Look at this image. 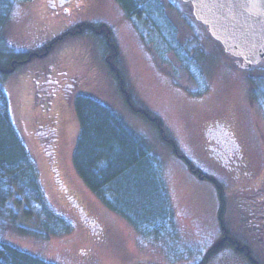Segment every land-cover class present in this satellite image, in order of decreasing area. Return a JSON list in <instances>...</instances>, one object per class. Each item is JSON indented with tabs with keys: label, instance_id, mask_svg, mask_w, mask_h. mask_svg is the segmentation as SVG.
Instances as JSON below:
<instances>
[{
	"label": "rangeland",
	"instance_id": "obj_1",
	"mask_svg": "<svg viewBox=\"0 0 264 264\" xmlns=\"http://www.w3.org/2000/svg\"><path fill=\"white\" fill-rule=\"evenodd\" d=\"M78 2L85 4L83 14L88 18L78 21L81 26L75 23L71 27H43L40 35H37L40 40H36V43L37 46L48 47L41 55L44 61H50L54 66L56 63L51 59L56 57L57 47L70 41L67 50L71 51L72 44L80 40L81 48L89 50L92 55L88 56L89 69L97 71L95 76L99 74L98 77H102V80L96 77L97 89L92 90L93 93L86 91L85 84L89 82L82 81L70 89L67 97L59 86L53 90L45 85L38 91L37 104H34V98L30 97L35 89L32 74H35V70L37 74L42 66L33 61L37 57L33 54L32 59L23 63L24 65L20 64L22 66H16L8 75L7 79L22 78V82L15 85L5 81L14 121L22 135L24 134L26 145L38 160L41 171L43 166L42 181L47 198L54 209L68 219L72 231L47 240L8 231L4 239L56 264H198L211 251L213 255L206 264H239L242 259L223 246L219 217L220 197L215 181L223 183L225 190L230 188V194H238L228 200V208L234 201L244 199V192L260 187L263 183L264 108L250 95L249 72L240 69L235 60L227 57L216 42L206 39L201 49L214 60L213 66L220 68V71L214 75L213 84L206 94H192L191 81L185 71L180 69L174 58L172 66H164L156 60L152 50L135 33L134 24L125 18L116 0ZM45 7L46 0H32L16 5L12 20L18 36L31 35L36 25L43 24L49 18ZM75 14L77 13L64 16L62 21H68ZM185 14L189 16L188 11ZM92 20L104 21L113 28L127 65L129 80L126 76V88L130 86L129 90L127 88L129 92L122 89L115 72L103 60L102 47L97 46L99 40L88 30H84L85 22L90 23ZM50 24L57 26V23L43 25L49 27ZM195 24L197 29L205 33L202 24L197 21ZM71 54L66 53L63 56L65 59L59 57L60 62H66L69 70L74 68L71 66L74 59L69 57L66 60L67 55ZM61 66L64 67V64ZM26 67L31 69V74L25 72ZM172 67L178 71L179 82L168 71ZM57 71H61V68L58 67ZM26 74L27 78H24ZM53 77L58 78V74H53ZM90 93L117 112L124 113L139 130V134L149 141L153 152L160 157L174 205L177 238L156 241L143 236L126 219L104 205L75 170L72 155L79 124L74 113V102L79 97H85L81 95H91ZM47 100L51 101L52 109L44 107ZM132 105L148 109L159 116L172 133L166 127L167 130L176 138L185 156L205 175L192 170L185 157L173 153L152 119ZM51 115L59 119L56 122V166L60 177L78 198L87 216L94 218L97 225L92 223L91 226L64 198L63 192L53 182L49 167L46 169L37 138L34 136L33 139L34 128L46 116ZM220 123L232 130L240 141L244 162L239 172H235L230 166H224L208 150L209 142L205 131ZM143 128L150 131L142 130ZM241 173L247 178L242 177Z\"/></svg>",
	"mask_w": 264,
	"mask_h": 264
},
{
	"label": "trees",
	"instance_id": "obj_2",
	"mask_svg": "<svg viewBox=\"0 0 264 264\" xmlns=\"http://www.w3.org/2000/svg\"><path fill=\"white\" fill-rule=\"evenodd\" d=\"M30 1L32 0H0V264H56L5 240L4 236L8 231L36 236L43 240L72 231L68 219L56 211L49 202L42 181L43 166L41 171L38 160L32 156L26 145L24 134L22 135V131L14 121L5 81L7 80V84L17 85L22 82V78L7 79L8 75L16 66L24 65L29 61L32 54L34 57L37 56L33 61L42 68L37 74V70L32 74L35 89L30 97L34 98V104H37L36 98L39 96L40 87L37 86L36 80L40 78V72L56 73L58 67L63 68L62 64L64 67L67 66L66 62L62 63L59 60V57L66 56V53H72L67 55V61L69 57L74 59V64L71 63V66L73 65L75 69L70 68L71 74H87L88 77L84 76L82 80L89 82L85 84L86 91L93 93L92 90L97 89L96 77L102 80V77H98L99 74L95 76L97 71L93 72L89 69L88 56L92 57V55L89 50L81 48L80 40L72 44L71 51L67 50L70 41L59 45L56 57L51 59L54 64L56 63L54 66L50 61H44L41 55L48 47L37 46L36 43V40H40L37 35H40L43 27L51 29L71 27L75 23L78 24L80 19H88L83 14L85 4L79 3L83 5L80 10L73 9L63 16L52 17L48 14L49 18L43 24L57 23V26L50 24L46 27L38 24L31 35H20L23 36L20 37L12 20L13 10L16 5ZM116 1L123 10L125 18L134 24L136 29L134 31L142 43L152 50L156 60L164 66H172V58H174L191 81L190 92L195 95L206 94L213 84L214 75L219 73L220 68L213 66L214 60L202 51L201 45L208 39L216 42L222 51L224 49L211 37L207 26L199 22L204 26L205 33L196 28L197 20L191 4L183 0ZM185 11H188L189 16H186ZM70 13L77 14L68 21H62V18ZM94 20L90 23L85 22L84 30H88L99 40L97 46L102 47L103 60L115 72L122 89L129 90V85L126 88L127 65L117 36L106 22ZM77 26H81L80 23ZM223 52L227 57L236 60ZM28 69L29 67H26L25 72L31 74V69ZM168 71L179 82L177 69L172 67ZM247 71L250 95L252 94L253 100L264 108V62ZM27 74L24 78H27ZM128 90L126 92H129ZM81 96L85 97L82 99L79 97L74 102L79 133L72 158L77 173L104 205L126 219L143 236L156 241L177 238L178 225L174 205L160 157L153 152L149 141L141 133L139 134V130L124 116V113L117 112L107 103L96 99L93 94ZM47 101L44 107L52 109L50 100ZM129 101L134 102V100ZM132 106L152 119L173 153L185 157L192 170L205 175L185 156L176 138L159 116L148 109ZM49 120L58 123L59 119L51 115V117L46 116L41 122ZM40 124L37 126L39 127ZM33 131L32 136L35 139L37 137ZM205 135L209 142V152L224 166H230L232 170L239 172L244 162L243 152L240 141L233 131H230L226 125L218 124L208 128ZM42 145L41 142L39 146ZM45 148L43 150L41 147L46 169L49 167V171L58 172L56 147L54 148L53 143L49 141ZM241 176L247 178L242 173ZM262 181L260 187H253L244 192V199L234 201L233 205L229 206L230 209L228 200L238 194H230L232 192L230 188L227 187L228 189L225 190L226 186L223 183L215 181L220 197L219 217L223 246L242 259L239 260V264H264V179ZM54 184L58 187L61 184L64 186L62 179L57 177ZM60 190L64 196L66 192ZM66 196L68 197L67 194L64 197ZM212 252L198 264H206L213 255Z\"/></svg>",
	"mask_w": 264,
	"mask_h": 264
},
{
	"label": "water",
	"instance_id": "obj_3",
	"mask_svg": "<svg viewBox=\"0 0 264 264\" xmlns=\"http://www.w3.org/2000/svg\"><path fill=\"white\" fill-rule=\"evenodd\" d=\"M240 68L264 62V0H183ZM79 211L83 210L78 207Z\"/></svg>",
	"mask_w": 264,
	"mask_h": 264
},
{
	"label": "flooded vegetation",
	"instance_id": "obj_4",
	"mask_svg": "<svg viewBox=\"0 0 264 264\" xmlns=\"http://www.w3.org/2000/svg\"><path fill=\"white\" fill-rule=\"evenodd\" d=\"M82 6L83 5L79 4L78 0H46V15L48 16L49 14L52 17L57 15L63 16L65 14H68L69 11H72L73 9L80 10ZM40 73V78H37L36 80V84L38 87H43L46 85L50 86V88L52 87L54 90L56 86H59L65 93L70 92V89L73 88V86L79 84V81H82L84 77L81 73V75H72V72H70L68 68L66 69V66L61 68V71H56V73L58 74V78L53 77V74H55L53 72ZM39 79H41V81ZM56 127V123L52 120H49L45 121L44 123L40 124L39 127L37 126L34 129L33 134L37 137L39 144H41L42 142L43 145L41 147L43 150L46 149L45 145L49 141L53 143L54 148L56 147V142L58 139V132ZM50 172L53 177V182H55V174L52 173V171Z\"/></svg>",
	"mask_w": 264,
	"mask_h": 264
}]
</instances>
